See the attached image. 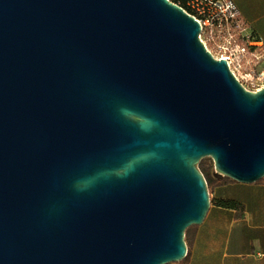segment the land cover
<instances>
[{"label":"water","instance_id":"water-1","mask_svg":"<svg viewBox=\"0 0 264 264\" xmlns=\"http://www.w3.org/2000/svg\"><path fill=\"white\" fill-rule=\"evenodd\" d=\"M171 0H0V264H167L216 177H264L246 89Z\"/></svg>","mask_w":264,"mask_h":264},{"label":"crops","instance_id":"crops-1","mask_svg":"<svg viewBox=\"0 0 264 264\" xmlns=\"http://www.w3.org/2000/svg\"><path fill=\"white\" fill-rule=\"evenodd\" d=\"M243 21L264 42V0H233ZM212 196L244 205L236 210L211 204L191 248V264H264V183L231 181Z\"/></svg>","mask_w":264,"mask_h":264},{"label":"built area","instance_id":"built-area-1","mask_svg":"<svg viewBox=\"0 0 264 264\" xmlns=\"http://www.w3.org/2000/svg\"><path fill=\"white\" fill-rule=\"evenodd\" d=\"M187 4L200 23L199 37L213 57L224 58L246 89H262L264 42L243 21L233 0H188Z\"/></svg>","mask_w":264,"mask_h":264},{"label":"trees","instance_id":"trees-1","mask_svg":"<svg viewBox=\"0 0 264 264\" xmlns=\"http://www.w3.org/2000/svg\"><path fill=\"white\" fill-rule=\"evenodd\" d=\"M171 1H173L174 3H177L178 5L183 7L185 10H187L189 13H191L190 8L187 4L188 0H171ZM198 166L207 181L210 196L212 194L213 188H215L216 186H220L223 184H227L231 181H234V179H232L229 176H223L221 178L215 176L214 162L211 157H205L201 159ZM257 182L264 183V177L261 178ZM210 198H211V204H216L218 206L235 209L237 216H241L242 212L244 211V205L238 200L231 199V198H215L213 196H211ZM197 228H198V225H191L186 229L185 241H186L187 248H188V253L186 257L179 261L170 262L167 264H191V248L195 242Z\"/></svg>","mask_w":264,"mask_h":264},{"label":"rangeland","instance_id":"rangeland-1","mask_svg":"<svg viewBox=\"0 0 264 264\" xmlns=\"http://www.w3.org/2000/svg\"><path fill=\"white\" fill-rule=\"evenodd\" d=\"M213 189H214V188H213ZM212 192H213V191H212ZM211 196H212V194H211ZM211 196H210V197H211Z\"/></svg>","mask_w":264,"mask_h":264}]
</instances>
